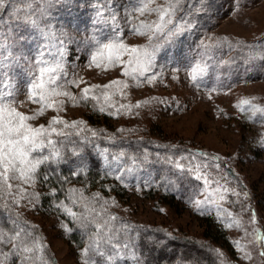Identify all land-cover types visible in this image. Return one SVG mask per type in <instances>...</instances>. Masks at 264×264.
<instances>
[{
  "label": "rangeland",
  "instance_id": "1",
  "mask_svg": "<svg viewBox=\"0 0 264 264\" xmlns=\"http://www.w3.org/2000/svg\"><path fill=\"white\" fill-rule=\"evenodd\" d=\"M81 3L76 0L71 8L59 6L61 14L50 16L55 36L48 40L40 37L37 42L50 45L54 55L46 52L45 59L60 60L57 83L50 87L67 95L52 96L45 101H40L39 96L29 99L26 95L29 78L16 69L17 110L35 117L27 122L33 127H48V122L55 117L68 125H77L75 128L55 125L65 133L72 130L96 133L98 130L88 121L87 115L103 108L102 112L111 116L115 129L110 131L124 136L151 137L158 142L182 144L202 151L207 156L204 160L197 159L196 165L204 170L203 177L208 182L204 179V190L195 197L192 206L182 204L177 211L166 205L158 206L146 193L156 179L154 172L128 164L123 155L108 157L103 151L101 155L107 172L131 191L127 203L108 202L112 207L116 205L112 211L125 220L165 223L174 230L202 238L200 233L204 225L200 217L203 214H198L196 209V201H201V209L207 207L225 220L222 226L232 243L231 248L217 247L224 260L222 264H264V66L261 72L250 74L245 65L239 64L245 53L222 52V43L237 45L255 40L264 33V0H215L211 26L204 29L206 35L202 38L207 42L200 45L192 44L193 35L184 36L190 27L188 23L178 21L172 25L173 14H191L194 3L179 0L173 5L171 23L165 25L177 33L171 36L165 27L163 31H155V26L161 23L158 12L141 14L138 11L145 6L142 1L132 9L130 0H110L108 6L105 0H85V3H92L95 13L90 7L83 8ZM158 7H168V0H150L147 4L148 9ZM112 10L116 12L118 25L115 32L129 50L148 48L152 51L159 45L152 66L144 75L133 71L137 64L129 63L133 60L130 52L121 56V63L109 64L102 60L97 66L92 60L97 49L108 42L106 37L115 34L110 18ZM105 20L108 22L104 23ZM93 36L100 44L91 42ZM61 41L63 56L57 52ZM37 43L31 45L32 51L28 53L33 58L37 57ZM207 43H212L217 51H208ZM162 50L166 53H161ZM251 56L257 59L259 53ZM197 66L203 73L193 80L191 73ZM125 70L131 74L125 75ZM85 88L90 89L86 97ZM244 100L249 103L242 104ZM47 103H53L54 107L46 108ZM44 152L41 155H46ZM17 185L24 190L23 198L16 191ZM247 189L251 198L245 195ZM43 191L47 189H42L33 174L28 184L13 182V195H5L3 200L35 224L34 237L44 247L47 258L53 254L60 264H85L86 261L94 264L71 243L64 214L46 210L38 204V194ZM13 197L18 204H12ZM65 208L72 211L69 204L64 205ZM118 253L119 259L111 258L113 264L119 260L118 264L135 262L134 259L129 261V254L123 249Z\"/></svg>",
  "mask_w": 264,
  "mask_h": 264
},
{
  "label": "trees",
  "instance_id": "2",
  "mask_svg": "<svg viewBox=\"0 0 264 264\" xmlns=\"http://www.w3.org/2000/svg\"><path fill=\"white\" fill-rule=\"evenodd\" d=\"M78 1L82 2L80 5L83 8H92V3H85V0ZM130 1V7L134 9L142 0ZM183 2L194 3L192 12L191 14L175 12L172 17L175 21L172 25L178 21L188 23L190 27L185 30L184 36L193 35V45L206 44L207 39L203 41L202 38L206 35L204 29L211 26L212 12L216 10L215 0H183ZM92 11L95 13L96 9L92 8ZM53 13L61 14L60 7L54 6L51 15ZM165 29L169 31L172 27L165 26ZM207 45L208 51L216 50L212 43ZM223 51L245 53L239 59V64L248 68L247 73H259L264 66V33L255 40L243 41L237 45L222 43ZM161 53L166 51L162 50ZM252 53H259L257 59L251 56ZM247 55L250 58H247ZM110 118V115L100 112L97 108L87 115L88 121L94 123L98 130L94 132L95 136L93 133L81 131L76 135L78 131L73 130L71 133L66 132L68 134L66 136L55 134L51 136L61 157L56 161L41 164L34 174V179L40 183L42 189H47L39 192L38 204L46 210H56L64 214L70 228L68 237L71 243L80 249L85 259L94 264H113L111 258L119 259L118 251L122 249L127 255L129 254V261L135 260L131 264H222L224 260L217 247L231 248L232 242L222 226L225 220L215 211H209L207 207H204V210L200 207L196 208L198 214H203L200 217L204 225L200 233L202 238L174 230L165 223L125 220L119 213L112 211L111 208L117 204L127 203L131 191L125 183L107 172L101 155L103 151L108 157L123 154L128 164H137L154 172L156 179L147 187L146 193L158 206L166 205L173 211L180 210L179 207L183 205L192 206L195 197L204 190V178L197 180L195 173L188 174L186 171L181 174L175 168V163L184 164L187 168L189 165H196L197 159L204 160L207 155L182 144L158 142L151 137L120 135L112 131L115 129ZM51 151L52 149L46 148L44 153L49 155ZM181 157L188 159L184 160ZM200 171L203 175L204 170ZM231 173L233 175V172ZM245 193L251 198L248 189ZM109 201L115 202L116 205L112 207ZM0 204L9 203L0 200ZM67 204L72 206L71 212L76 214L75 218L63 209ZM9 216L18 220L20 226L26 228L33 237L36 235L35 224L16 213L10 205L6 209H0V219L4 221L3 227L6 232L11 234L10 230L14 227L8 221ZM86 249L87 255L84 254ZM0 251L11 253V245H0ZM37 255L46 259L48 264H60L56 255L51 254L47 258L43 246L42 251ZM0 259H3L2 255ZM118 263H121V260ZM4 264H25V262L22 256L10 255L4 260ZM28 264L31 262L29 261Z\"/></svg>",
  "mask_w": 264,
  "mask_h": 264
},
{
  "label": "snow or ice",
  "instance_id": "3",
  "mask_svg": "<svg viewBox=\"0 0 264 264\" xmlns=\"http://www.w3.org/2000/svg\"><path fill=\"white\" fill-rule=\"evenodd\" d=\"M144 7L138 9L143 14L145 11H156L159 13L161 23L155 26V31H163L166 24L171 23V15L174 13V4H178L179 0H168V7H158L148 9L147 4L150 0H142ZM154 2V0H152ZM110 0H105V6H108ZM73 0H0V200L4 199L5 195H13V182H22L28 184L33 174L41 164L50 161H56L61 157V153L56 149L54 141L51 139L52 134L57 136H66L64 131L58 130L55 125H64V127H77L74 123L68 125L65 121L59 118H53L48 122V127L40 125L33 127L29 120L35 119L18 111L15 106V97L18 91V79L14 74L16 69H20L29 78L26 95L29 99L35 100L39 96L40 101H45L52 96L67 95V93H59L51 85L57 83V73L61 69L59 59L52 61L45 59V53L49 56L54 54L50 51V45L45 43L38 44L40 37L48 40L55 36L52 32L50 23L51 9L54 6H63L71 8ZM34 5H38L34 7ZM42 5V6H40ZM97 15H101L100 9H97ZM116 12L112 10L111 19L113 20V35L106 37L107 43H103L97 49V54L92 57L94 62L106 60L109 64L121 63V56L124 53H131L133 60L137 64L133 71H139L140 75L148 72L152 66L155 51L159 48L156 45L152 51L148 48L144 49H128L119 39V33L115 32L118 25L115 23ZM165 17H168L166 20ZM108 21L105 20L104 23ZM139 32V29H136ZM27 33V35H26ZM144 34V33H140ZM173 31H169L168 35H174ZM63 35V33H61ZM91 42L100 44V41L93 36ZM37 43V57L33 58L30 53L31 45ZM60 48L57 52L63 56V41L60 42ZM54 47V45H52ZM19 49V51H13ZM27 50V52L25 51ZM53 64L55 66H53ZM203 73V69L197 66L193 68L191 78L197 79L198 75ZM125 75H130L127 70ZM90 91L89 88L83 89L85 97ZM107 99V97H105ZM95 99V97H93ZM242 104H248L249 101L244 100ZM46 108H53V103L45 104ZM100 111H104L103 108ZM40 114H43V108ZM79 135V132L76 133ZM96 134L93 133V136ZM46 148L52 149L49 155H41ZM77 154V153H74ZM123 155V154H121ZM187 160V157H181ZM208 167V165H204ZM175 168L183 174L185 171L188 174L195 173V178L200 180L207 178L203 177L200 171V165H189L187 168L184 164L175 163ZM74 175L76 173H73ZM47 177H45L46 179ZM16 191L21 198L24 196V190L17 185ZM31 195V194H29ZM223 199V197H221ZM19 201L13 197L12 204H18ZM201 201H196V206L200 207ZM8 208V204H0V209ZM65 211L72 216L76 214L70 209L65 208ZM8 221L14 226L10 231L11 234L4 230L3 219H0V245H11V253L0 251L3 259H0V264H4V260L10 255L22 256L25 264L30 261L31 264H48V261L37 255L42 251L37 238L33 237L26 228L21 227L18 220L8 217ZM86 249L84 254L87 255ZM31 254V255H28ZM103 255V253H100ZM87 264V261L85 262Z\"/></svg>",
  "mask_w": 264,
  "mask_h": 264
}]
</instances>
